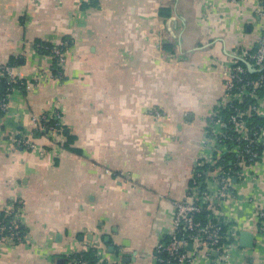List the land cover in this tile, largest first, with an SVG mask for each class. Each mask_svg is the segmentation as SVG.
<instances>
[{"label": "crops", "instance_id": "obj_1", "mask_svg": "<svg viewBox=\"0 0 264 264\" xmlns=\"http://www.w3.org/2000/svg\"><path fill=\"white\" fill-rule=\"evenodd\" d=\"M258 5L0 0V69L11 61L22 85L0 113V213L21 199L26 228L23 240L0 244V264H65L63 256L93 243L106 264H153L172 202L188 192L196 160L218 146L201 142L208 115L234 52L260 39ZM63 40L59 70L40 46ZM259 104L264 111V96ZM44 115L61 122L60 135L38 129ZM18 132H32L35 146H15ZM233 192L225 209L238 243L226 264H264V160L244 169ZM242 231L251 247L240 245ZM211 259L197 256L198 264Z\"/></svg>", "mask_w": 264, "mask_h": 264}, {"label": "built area", "instance_id": "obj_2", "mask_svg": "<svg viewBox=\"0 0 264 264\" xmlns=\"http://www.w3.org/2000/svg\"><path fill=\"white\" fill-rule=\"evenodd\" d=\"M258 4V13L264 18V0H258ZM67 45V40H63L58 44H41L40 48L49 51L54 58L55 67L60 70L65 62ZM234 54L224 78V93L216 108L209 112L201 140L204 145L213 143L218 146L214 147V154L196 160L188 192L183 198L172 202L174 213L170 230L156 243L152 255L153 264H198L197 256L200 253L212 258L210 264H226L231 257V248L238 243L233 218L225 209L235 199L233 179L242 178L244 169L250 164L264 160V111L260 110L259 104L264 96V74L250 78L247 75L248 69L239 58L249 61L255 68L264 67V23L258 42L253 47ZM12 69L9 63L2 65L0 69V75L8 84L18 83ZM258 88L262 89V95ZM8 96L9 94L0 99V113L6 111ZM225 109L229 111L226 119L221 115V110ZM154 112L156 117L162 116L160 110L156 109ZM253 115L263 118V123L252 124L249 118ZM35 120L38 129L46 134H61L60 121L49 125V117L45 115L37 116ZM215 125L224 128L216 131ZM231 141L234 144L230 146ZM14 143L26 150L35 146L32 132H18ZM221 148L228 149L233 155L229 165ZM21 207L22 200L15 199L12 205L3 210V215H11V218L7 222L0 219V244L24 239L19 234V227L22 225L19 212ZM203 213L205 219L201 221L197 215ZM258 217L264 230V212L259 211ZM91 247L95 249V264H106L101 243H93ZM75 264L90 263L80 258Z\"/></svg>", "mask_w": 264, "mask_h": 264}, {"label": "trees", "instance_id": "obj_3", "mask_svg": "<svg viewBox=\"0 0 264 264\" xmlns=\"http://www.w3.org/2000/svg\"><path fill=\"white\" fill-rule=\"evenodd\" d=\"M41 51H43L45 54H49V51L48 50H45L44 48H40ZM50 55V54H49ZM52 58V61H53V64L55 65V61H54V58ZM242 64H244L242 61H240ZM9 64H12L11 61L8 62ZM260 74H264V68L259 71V72H249L247 71V75L250 77V78H256L257 76H259ZM20 87L22 86L19 82L18 83H15V84H8L6 81H5V78H3L1 75H0V99L2 98H5L6 95L10 94L12 89L14 87ZM257 90H259V94L262 95V89L258 88ZM245 101H247V99H245ZM221 115L223 118L226 119V117L229 115V111L228 110H221ZM249 121L252 123V124H261L263 123V118L261 117H257L255 115L251 116L249 118ZM58 121L52 117L51 119H49L48 123L49 125H54L55 123H57ZM63 129V128H62ZM73 140V137L72 136H68V141L71 142ZM234 142H230V146L233 145ZM224 156L226 157L227 159V165H229V162L232 161V158H233V155L230 154V153H226L224 154ZM231 165V164H230ZM202 172L201 174H203V167L201 168ZM200 179V178H199ZM11 218V215H3V214H0V219L4 220L5 222H7L9 219ZM197 218L198 219H201V221H203L205 219V213L203 214H198L197 215ZM225 230V228H224ZM26 233V228L25 226L22 224L20 227H19V234L21 236H24ZM64 258V262L65 264H67V262L70 260V263L68 264H75V261L78 260V259H84L86 260L88 263L90 264H95V249H93L92 247L91 248H88V251H81V252H74L73 254L69 255V256H63Z\"/></svg>", "mask_w": 264, "mask_h": 264}, {"label": "water", "instance_id": "obj_4", "mask_svg": "<svg viewBox=\"0 0 264 264\" xmlns=\"http://www.w3.org/2000/svg\"><path fill=\"white\" fill-rule=\"evenodd\" d=\"M239 59L244 63V65L246 66V68L248 69L249 72H259V71H261L264 68V67L255 68L249 61H246L243 58H239ZM64 132L67 133L68 130L65 129ZM233 180H236V178H234ZM104 240H105V242H108L109 237L106 236L104 238ZM239 241H240L239 243H240L241 246L251 247L252 246V242H253V236L248 231H242V232H240ZM113 249H114V247L112 245H109L108 248H107L108 252H113ZM123 260L124 261H128V258H124ZM122 264H125V263H122Z\"/></svg>", "mask_w": 264, "mask_h": 264}, {"label": "rangeland", "instance_id": "obj_5", "mask_svg": "<svg viewBox=\"0 0 264 264\" xmlns=\"http://www.w3.org/2000/svg\"><path fill=\"white\" fill-rule=\"evenodd\" d=\"M244 175H245V172H244Z\"/></svg>", "mask_w": 264, "mask_h": 264}]
</instances>
